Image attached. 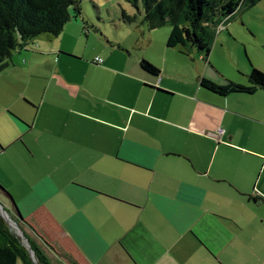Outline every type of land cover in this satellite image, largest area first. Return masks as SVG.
Returning <instances> with one entry per match:
<instances>
[{
    "label": "crops",
    "instance_id": "1",
    "mask_svg": "<svg viewBox=\"0 0 264 264\" xmlns=\"http://www.w3.org/2000/svg\"><path fill=\"white\" fill-rule=\"evenodd\" d=\"M255 6L223 25L208 59L141 16L111 38L83 13L6 60L0 202L51 264H264V89L201 84L264 71Z\"/></svg>",
    "mask_w": 264,
    "mask_h": 264
},
{
    "label": "trees",
    "instance_id": "2",
    "mask_svg": "<svg viewBox=\"0 0 264 264\" xmlns=\"http://www.w3.org/2000/svg\"><path fill=\"white\" fill-rule=\"evenodd\" d=\"M129 1L138 9V0ZM260 1L141 0L144 12L138 13L149 28L171 25L167 40L169 47H180L187 53L195 51L208 59L217 36V27L232 21L240 8L253 7ZM82 15V0H0V70L6 66V60L14 51L25 48L42 34L58 36L73 17ZM137 15L130 16L122 10L121 19L132 23L138 19ZM141 66L153 75L160 73L146 59L142 60ZM248 78L246 85L232 80L220 85L207 78H203L201 84L221 95L253 93L257 89H264V71L252 67ZM0 188L4 190L1 185ZM6 211L10 217L15 218V213L10 208H6ZM20 226L23 229L22 224ZM24 233L30 242L35 261L16 228L0 213V264H17L19 261L23 264H51L39 245L25 230Z\"/></svg>",
    "mask_w": 264,
    "mask_h": 264
},
{
    "label": "rangeland",
    "instance_id": "3",
    "mask_svg": "<svg viewBox=\"0 0 264 264\" xmlns=\"http://www.w3.org/2000/svg\"><path fill=\"white\" fill-rule=\"evenodd\" d=\"M82 7L85 18H90L96 25H99L102 28L103 32L106 35L110 36L111 38L118 37L120 33H127L129 29L135 30L134 22L128 23L121 19L122 10H124L130 16L138 14V19L140 18L138 12H144V7L141 0H138V9L129 0H82ZM240 12H243V14L245 15L246 12L256 13L257 9L256 6H253L250 8H242ZM245 17H248L247 14L245 15ZM166 26L171 29L170 24H167L163 27ZM95 40L96 39H94V42H96ZM236 46L240 47L238 43L236 44ZM240 48L243 54H248L249 56V48L242 45ZM2 89L3 86L1 87L0 85V90ZM11 113L15 114L14 112ZM0 183L5 187V185L1 181ZM4 208H7L6 205H4Z\"/></svg>",
    "mask_w": 264,
    "mask_h": 264
},
{
    "label": "water",
    "instance_id": "4",
    "mask_svg": "<svg viewBox=\"0 0 264 264\" xmlns=\"http://www.w3.org/2000/svg\"><path fill=\"white\" fill-rule=\"evenodd\" d=\"M0 213L5 218V220L14 228H16L17 232L20 234V236L23 238L27 248L30 251L32 259L35 261L34 253L31 249L30 242L24 233V230L21 228L20 224L22 223L24 217L22 213L17 209L15 211V218L10 217L6 209L4 208V205L0 202Z\"/></svg>",
    "mask_w": 264,
    "mask_h": 264
},
{
    "label": "built area",
    "instance_id": "5",
    "mask_svg": "<svg viewBox=\"0 0 264 264\" xmlns=\"http://www.w3.org/2000/svg\"><path fill=\"white\" fill-rule=\"evenodd\" d=\"M223 25L224 24H221V25H219L218 27H217V29H216V32L218 33L221 29H222V27H223ZM96 61L98 62V63H103V58H100V57H98L97 59H96ZM224 133V129L223 128H218V130L216 131V137L217 136H220L221 134H223Z\"/></svg>",
    "mask_w": 264,
    "mask_h": 264
}]
</instances>
